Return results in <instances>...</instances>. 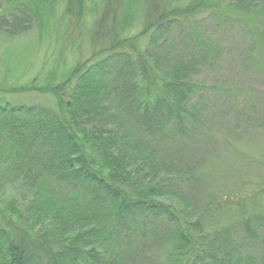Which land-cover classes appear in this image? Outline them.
<instances>
[{
	"label": "trees",
	"instance_id": "16d2710c",
	"mask_svg": "<svg viewBox=\"0 0 264 264\" xmlns=\"http://www.w3.org/2000/svg\"><path fill=\"white\" fill-rule=\"evenodd\" d=\"M242 2L232 1L223 15L246 20L238 14ZM148 3L157 10L148 28L154 39L175 28L181 17L177 12L191 15L205 7L204 0L159 13L166 6L159 0ZM22 21L27 22L11 25L17 29ZM257 32L264 40V27ZM145 35L118 39L116 49L122 43L134 55L108 54L79 66L66 84L52 91L55 110L0 105V170L12 169L28 195L25 214L15 201L7 209L30 223L7 218L0 224V264H136L139 254L154 247L163 253L164 264L241 262L233 226L221 230L210 221L219 212L238 208V199L209 194L196 217L184 196L183 182L194 176L180 161L202 112L198 100L193 103L200 85L188 79L194 58L180 57L156 84L151 67L141 62L146 55L139 42ZM208 49L204 53L213 54ZM182 200L186 209L178 207ZM239 226L251 234L249 224Z\"/></svg>",
	"mask_w": 264,
	"mask_h": 264
},
{
	"label": "rangeland",
	"instance_id": "374dc122",
	"mask_svg": "<svg viewBox=\"0 0 264 264\" xmlns=\"http://www.w3.org/2000/svg\"><path fill=\"white\" fill-rule=\"evenodd\" d=\"M203 1L159 0L166 7L158 12L167 8L184 10ZM232 1L205 0V7L194 14L177 12L181 17L176 19L175 28L163 39L158 36L154 39V31L148 28L152 29L157 10L148 0H0V105H37L55 110L56 96L52 91L66 84L79 66L92 65L108 54L121 53L126 58L134 55L135 51L124 49L122 43L116 49L119 38L146 34L139 42L146 55L141 62L151 67L153 82L159 85L167 68L174 70L180 57L192 56L195 67L188 79L200 85L193 103L198 100L202 112L196 115L194 134L186 139L180 161L194 176L188 183L183 182L184 196L196 217L209 194L233 195L238 199V208L219 212L210 221L214 226H222L221 230L233 226L232 234L239 237L241 247L239 264H261L264 262V40L256 35L264 27V0H243L238 14L247 19L241 22L224 16L225 8H232ZM215 11L219 13L215 15L217 19L212 15ZM21 19L28 24L22 21L15 29L11 24ZM100 20L106 21L100 26ZM194 32L200 38L194 37ZM207 48L208 52L213 49V54L204 53ZM108 50L112 52L106 53ZM154 54L160 58L157 56L156 60ZM19 180L12 169L8 173L0 170V224H6L7 218L30 224L25 215L17 218L7 209L15 201L16 208L26 213V185ZM184 201L179 208L186 209ZM241 224H249L251 234ZM139 256L136 264L165 261L163 253L155 247L147 248Z\"/></svg>",
	"mask_w": 264,
	"mask_h": 264
}]
</instances>
